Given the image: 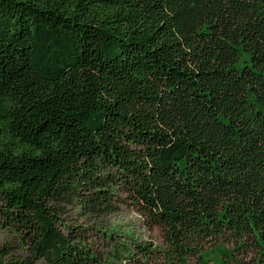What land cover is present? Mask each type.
Masks as SVG:
<instances>
[{
    "label": "trees",
    "instance_id": "trees-1",
    "mask_svg": "<svg viewBox=\"0 0 264 264\" xmlns=\"http://www.w3.org/2000/svg\"><path fill=\"white\" fill-rule=\"evenodd\" d=\"M120 200L116 264H264V0H0V264H113Z\"/></svg>",
    "mask_w": 264,
    "mask_h": 264
},
{
    "label": "rangeland",
    "instance_id": "rangeland-1",
    "mask_svg": "<svg viewBox=\"0 0 264 264\" xmlns=\"http://www.w3.org/2000/svg\"><path fill=\"white\" fill-rule=\"evenodd\" d=\"M118 198V196H116ZM66 216L68 224L82 226L92 234V242L106 256L107 262L116 264L109 255L115 244H123L132 250L137 245L152 243L155 246L161 245L160 233L156 230H148L140 216L134 211L128 209L121 200L117 202V209L103 216L82 213L78 206H67ZM6 234L0 230V243L5 239ZM254 254L251 251L242 253L237 259L240 264H249ZM163 261H157L156 264H162ZM118 264V263H117ZM120 264V263H119ZM188 264H196L189 261ZM211 264V263H208Z\"/></svg>",
    "mask_w": 264,
    "mask_h": 264
}]
</instances>
